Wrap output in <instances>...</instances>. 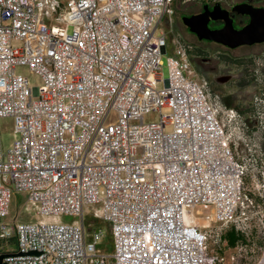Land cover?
Wrapping results in <instances>:
<instances>
[{
	"label": "built area",
	"instance_id": "2783aa9c",
	"mask_svg": "<svg viewBox=\"0 0 264 264\" xmlns=\"http://www.w3.org/2000/svg\"><path fill=\"white\" fill-rule=\"evenodd\" d=\"M189 1L0 0V120H15L7 152L0 127L8 264H241L260 253L249 224L264 197L262 147L174 29L176 2ZM14 193L26 201L5 221ZM24 209L47 221L19 223ZM109 235L112 253L99 248Z\"/></svg>",
	"mask_w": 264,
	"mask_h": 264
},
{
	"label": "flooded vegetation",
	"instance_id": "af4514ba",
	"mask_svg": "<svg viewBox=\"0 0 264 264\" xmlns=\"http://www.w3.org/2000/svg\"><path fill=\"white\" fill-rule=\"evenodd\" d=\"M238 5L245 8H264V0H222L216 3L199 0L196 4H190L188 7L191 10L187 12L182 11L180 3L176 2L175 16L179 15L182 20L185 16L217 8L219 11L229 12L235 28L241 29L250 22L251 17L240 13L237 10L241 9ZM225 24V19H217L209 25L212 29H220ZM184 26L191 37L208 44L212 51L209 57L195 56L193 63L199 72L208 74L214 95L225 100L230 109L239 113L248 126L251 138L256 134L264 135V42L232 49L215 42L200 41L196 34Z\"/></svg>",
	"mask_w": 264,
	"mask_h": 264
},
{
	"label": "rangeland",
	"instance_id": "374dc122",
	"mask_svg": "<svg viewBox=\"0 0 264 264\" xmlns=\"http://www.w3.org/2000/svg\"><path fill=\"white\" fill-rule=\"evenodd\" d=\"M234 1V0H233ZM237 1V0H235ZM199 2V0H191L183 5H180V8L182 11H190L189 5L190 4H196ZM181 18L178 16L173 17V27L174 29L179 32L187 41L194 43L197 46V54L198 56H203V57H209L212 53L210 47L206 43H200L196 38L191 37L187 28L184 26L185 24L182 22ZM167 26L170 27V22L167 23ZM207 71V70H206ZM17 74H21L25 77H27L31 83L32 87H38L42 85V79L40 76L37 74L31 72V70L27 66H20L16 69ZM204 78H206L209 81V77L207 73L200 72ZM163 74H164V79L168 77V68L165 67L163 69ZM221 95L223 93H220ZM117 113L116 112H111L109 116L107 117V123H114L117 120ZM159 119V114L158 113H150L145 117V122H156ZM0 127H1V141H2V147L4 151H8L14 140H15V120L12 117L8 118H3L0 120ZM255 140L253 141L254 144H257L258 146L262 147V152H258L256 154V158L258 162L260 163L261 170L264 171V135L261 134H256L254 135ZM261 190L264 193V183L260 186ZM26 194L24 193H14L13 198H12V203H11V208H10V215L6 217L4 220L5 221H11L13 220L17 212L21 210L23 203L26 201ZM200 209V208H199ZM214 213H215V208L211 207L209 210H206L203 212L202 215L198 216V219L201 222H207L206 216L207 215H213L214 218ZM46 220L47 218H38V215L34 210H23L18 222L19 223H26V224H34L38 222L39 220ZM92 218H89L90 220ZM77 218H74L72 216H61L60 218L56 219V221L65 223V224H71L74 221H76ZM53 221V220H52ZM96 225H102L106 228H109V224L103 223V222H98ZM250 230L253 229L255 230V236L258 237V242L260 246L262 247V250L260 253L252 258L250 261H243L241 264H264V197L260 201V205L257 209V217L253 218L251 223L249 224ZM8 249H16V242L15 240H11L8 243ZM99 248L104 249L107 252L112 253L113 248H112V242H111V237L110 235L107 236L105 243L102 246H99Z\"/></svg>",
	"mask_w": 264,
	"mask_h": 264
},
{
	"label": "water",
	"instance_id": "95a60500",
	"mask_svg": "<svg viewBox=\"0 0 264 264\" xmlns=\"http://www.w3.org/2000/svg\"><path fill=\"white\" fill-rule=\"evenodd\" d=\"M237 7L241 8L237 9L240 13L248 14L251 17L250 22L241 29L235 28L233 19L229 18V12L219 11L217 8L213 11L206 9L201 14L185 16L182 20L189 31L196 34L200 41H211L232 49L263 43L264 8H245L240 5ZM217 19H225V26L220 29L210 28V22ZM30 254H36V252H31ZM12 255L16 254L10 252L1 253L0 264H8L5 259Z\"/></svg>",
	"mask_w": 264,
	"mask_h": 264
},
{
	"label": "trees",
	"instance_id": "16d2710c",
	"mask_svg": "<svg viewBox=\"0 0 264 264\" xmlns=\"http://www.w3.org/2000/svg\"><path fill=\"white\" fill-rule=\"evenodd\" d=\"M223 101L225 102V100H223ZM227 238L229 240L230 246L234 247L235 243H236V241L238 239V237L236 236L235 231L234 230L229 231L228 234H227Z\"/></svg>",
	"mask_w": 264,
	"mask_h": 264
}]
</instances>
